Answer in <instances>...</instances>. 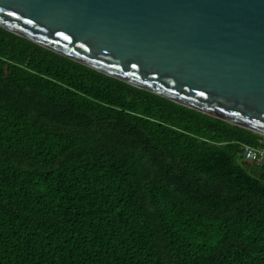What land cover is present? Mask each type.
<instances>
[{
    "label": "trees",
    "instance_id": "16d2710c",
    "mask_svg": "<svg viewBox=\"0 0 264 264\" xmlns=\"http://www.w3.org/2000/svg\"><path fill=\"white\" fill-rule=\"evenodd\" d=\"M243 144L264 135L0 26V264H264Z\"/></svg>",
    "mask_w": 264,
    "mask_h": 264
},
{
    "label": "water",
    "instance_id": "95a60500",
    "mask_svg": "<svg viewBox=\"0 0 264 264\" xmlns=\"http://www.w3.org/2000/svg\"><path fill=\"white\" fill-rule=\"evenodd\" d=\"M0 26L264 135V0H0Z\"/></svg>",
    "mask_w": 264,
    "mask_h": 264
},
{
    "label": "built area",
    "instance_id": "2783aa9c",
    "mask_svg": "<svg viewBox=\"0 0 264 264\" xmlns=\"http://www.w3.org/2000/svg\"><path fill=\"white\" fill-rule=\"evenodd\" d=\"M241 155L246 161L262 164L264 162V145L252 146L249 144L242 145Z\"/></svg>",
    "mask_w": 264,
    "mask_h": 264
},
{
    "label": "rangeland",
    "instance_id": "374dc122",
    "mask_svg": "<svg viewBox=\"0 0 264 264\" xmlns=\"http://www.w3.org/2000/svg\"><path fill=\"white\" fill-rule=\"evenodd\" d=\"M240 162V161H239Z\"/></svg>",
    "mask_w": 264,
    "mask_h": 264
}]
</instances>
